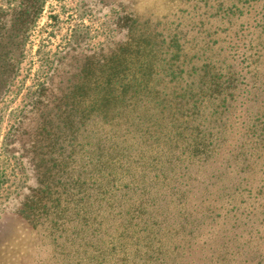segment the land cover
I'll list each match as a JSON object with an SVG mask.
<instances>
[{
	"label": "trees",
	"instance_id": "trees-1",
	"mask_svg": "<svg viewBox=\"0 0 264 264\" xmlns=\"http://www.w3.org/2000/svg\"><path fill=\"white\" fill-rule=\"evenodd\" d=\"M54 2L0 6V110L21 100L36 181L18 214L65 264H264V0L159 24L117 3L109 48Z\"/></svg>",
	"mask_w": 264,
	"mask_h": 264
},
{
	"label": "rangeland",
	"instance_id": "rangeland-1",
	"mask_svg": "<svg viewBox=\"0 0 264 264\" xmlns=\"http://www.w3.org/2000/svg\"><path fill=\"white\" fill-rule=\"evenodd\" d=\"M54 2V0H52ZM60 2V4H59ZM56 5H66L67 10L75 14L76 23H84L89 28L88 37L94 48L112 47L126 41L125 33L115 30V4L123 3L127 11H134L141 18L154 22L173 23L189 19L193 5L188 0H60ZM4 0H0V6ZM92 17L79 14L86 9ZM92 8V9H91ZM194 13V12H193ZM65 19V18H64ZM65 28L67 26H64ZM162 28V27H160ZM65 29L56 40L65 37ZM21 100L8 102L0 114V264H65V255L61 256V244L48 237L46 227L34 229L19 214L18 210L24 198L29 195V188L36 186L34 172L28 165H22L20 144L17 135L9 136L15 119L12 113L21 104ZM9 142V143H7ZM29 170V171H28ZM58 248L57 258L53 255L52 245ZM63 260V262H62ZM59 261V262H58ZM113 264V263H112Z\"/></svg>",
	"mask_w": 264,
	"mask_h": 264
}]
</instances>
